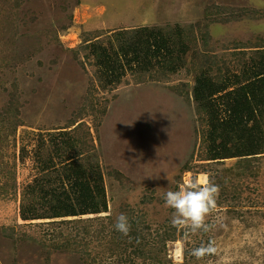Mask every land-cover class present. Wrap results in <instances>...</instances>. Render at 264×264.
<instances>
[{"label": "rangeland", "instance_id": "374dc122", "mask_svg": "<svg viewBox=\"0 0 264 264\" xmlns=\"http://www.w3.org/2000/svg\"><path fill=\"white\" fill-rule=\"evenodd\" d=\"M15 3L16 0H0V42L5 43L2 46L9 50L10 57L23 59L17 72L10 70L0 80V104L8 101L15 86L19 96L24 92L18 127L8 138L1 134L5 139L4 146L0 144V264H9V237L19 242L23 252L33 241H72L80 235L83 246L75 255L76 264H94L96 258L106 264H263L264 147H259L258 155L211 158L212 138H208V132L212 115L204 111L191 88L204 75L211 82L225 83L223 72L227 68L232 69V75L250 60L264 57V0H79L71 10L74 22L70 27L62 24L68 23L63 11L51 8L44 9L39 22L30 20L25 26L10 13L11 7L17 13ZM182 35H188L183 42L186 45L177 48ZM59 38L68 51L77 54L84 67L78 74L71 72L75 55L66 52L70 63L65 60L58 67L61 74L53 70L60 86L51 96L43 91L39 98L36 90L44 87L43 76L53 74L49 64L42 66V60ZM208 38L212 39L210 52L203 45ZM116 61L120 70L114 72ZM207 86L217 92L221 103L230 100L234 92L230 86ZM160 93L169 99L166 104L170 107L161 108L159 121L150 118L155 133L167 132L172 137L171 129L188 125L184 138L173 137L193 139L187 145L189 150L167 152L177 158L176 166L169 170L173 173L143 176L132 183L135 189L128 191L116 178L118 174L126 177L131 168L130 155L122 151L126 134L118 121L127 101ZM79 108L81 113L75 123L68 125L72 116L68 117L69 110ZM63 134L80 141L81 157L92 161L93 157L103 158L95 162L100 166L95 180L99 188L105 186L107 206L82 217L24 220L23 203L37 200L40 211H47L44 189L48 188L41 186L48 173L43 168L50 155H55ZM144 134L137 132V138ZM217 143L221 144L220 139ZM40 151L43 162L36 158ZM152 151L150 142L151 158ZM23 154L27 156L24 161ZM135 159L145 172L144 159L137 154ZM55 160L57 168H62V161ZM209 179L221 188L217 210L208 217L210 230L191 234L184 227L173 226V210L165 206V193ZM29 188L35 193L28 192L29 201L24 202ZM121 213L136 226L131 224L137 239L165 233L175 237L168 243L165 263L150 261L156 252L152 248L147 260L130 261L128 253L108 258L113 240L110 236L98 240L96 235L101 227L103 234L112 231ZM84 226L90 235L82 234ZM119 237L127 242L126 235ZM209 242L216 253L197 260L192 250ZM36 248L33 244L31 250ZM62 261L67 262L63 256L55 257L56 264Z\"/></svg>", "mask_w": 264, "mask_h": 264}, {"label": "trees", "instance_id": "16d2710c", "mask_svg": "<svg viewBox=\"0 0 264 264\" xmlns=\"http://www.w3.org/2000/svg\"><path fill=\"white\" fill-rule=\"evenodd\" d=\"M16 0L14 7L17 13H15L13 7L10 9V13L16 17L25 26H28L30 20L34 24L39 22L40 15L44 13V9L51 8L52 10H61L63 14L67 17L68 23H62L65 27H70L73 25L74 18L71 10L75 5L79 3V0ZM41 7V8H40ZM71 7V8H70ZM46 17V16H45ZM49 18V17H46ZM57 28H55L56 30ZM191 29V28H190ZM5 32L1 33L3 36ZM188 35H182L178 37L177 48L181 45H186ZM212 39L204 41L203 45L205 51L210 52ZM5 44L0 42V80L10 72H17L19 66H21V60L19 56L10 57V52L8 49L3 47ZM46 52L43 65L51 59V68H58L62 63L67 60L65 53L75 55L74 62L70 63L72 65V71L74 74H78L81 71V67H84L83 63L79 59L76 53L70 52L61 43L60 38L53 48ZM25 61V60H24ZM247 65L243 67L239 72L233 73L227 68L223 72V77L227 81L225 83H214L206 77L205 75L198 79L194 87L191 88V94L194 95L198 102L204 100L203 106L207 107L209 103L213 102V98L218 96L214 91L208 89L207 84L213 87L234 88L229 96L230 100L225 103H221L219 100H215L211 105L220 104L221 107L217 110L210 112L212 115L211 129L208 132V138H212V147H210L209 155L217 158L231 159L236 157H245L247 155H258L260 150L259 147H264V57L262 59L250 60L246 63ZM114 72L119 69V61L113 63ZM53 70H51L53 72ZM59 71V70H58ZM60 72V71H59ZM48 83H44V87L37 88L38 97H42L43 91L46 96L52 95L53 91L60 85L54 80L53 74L43 76ZM60 81H62L60 79ZM40 82L44 81L40 79ZM144 87H149L146 85ZM51 88V91L49 90ZM5 90V89H4ZM158 92V91H157ZM18 86L14 87V91L8 95V101L4 102L3 105L0 104V144L2 146L4 139L8 138L9 133H12L19 124V119L22 115V105L21 101L23 99L24 92L18 94ZM156 94V93H155ZM155 94L147 98L142 97L141 100L131 99L127 101L124 107V115L119 118V127H124V139L122 140V151L126 155H130L131 168L127 176L118 174L116 178L124 189L130 191L134 190L135 186L132 185L138 179L144 178L146 175H153L155 177L168 176L174 171H169L171 166H176L177 158L167 152H173L176 150L178 152L189 150L188 146L191 143L192 137L185 139L174 138L173 136L185 137V132L188 130V125H182L177 128L170 130L171 135L167 132H162L158 135L155 133V127L152 124L150 118H158L160 116V110L162 107L169 108L170 105L166 104L168 98L161 95L155 96ZM190 95V94H189ZM209 97V101L205 100ZM38 101L34 99L33 102ZM59 105L61 103L60 99H57ZM169 103V102H168ZM227 105V106H226ZM56 107V105H54ZM210 107V108H211ZM58 109L61 111L64 109L60 105ZM81 109L69 110L70 113L68 117V125L70 123H75L76 116L79 114ZM104 116L106 112H103ZM79 115L78 117H80ZM153 118V119H154ZM162 119H165L162 116ZM118 125V124H116ZM118 127V130L120 129ZM180 128L182 130H180ZM137 132L141 134L145 133L141 138H137ZM5 133V138L1 137V134ZM210 134V136H209ZM61 143L56 145L55 155L51 154L49 161L44 167V171L48 173V177L44 180L42 189H44V198L47 200V211L42 213L41 203L37 200L23 203L21 214L24 220H39V219H58L65 217H82L93 212L95 209L99 208L98 211H102L106 204V190L105 186L99 188L98 181L95 180L99 174L98 171L100 166L97 164L103 160L101 157H93L95 161L89 160L88 158L81 157L80 141H76L73 137H69L68 134H63ZM220 139L221 144L217 143ZM151 142L153 147L152 158L148 155V144ZM188 145V146H187ZM25 154V153H24ZM22 156V161L26 159L27 156ZM143 158L146 163V171H142L141 166L137 163L135 155ZM263 154V153H260ZM41 151L37 155V161H44L41 158ZM62 161L59 169L55 165L56 160ZM149 161V162H148ZM97 162V163H95ZM108 164L107 161H104ZM54 167V168H53ZM114 167V165H113ZM1 174V170H0ZM164 176V177H165ZM35 193L33 188H29L25 191L24 195L27 194L24 202L29 201L28 192ZM34 204L31 206V204ZM97 211V212H98ZM129 215V212H128ZM133 227H136L131 221ZM82 229L83 235H90V230L88 227L84 226ZM103 227H101L102 230ZM101 230L96 235V239L101 240L106 236H110L111 246L108 258H113L114 254L120 255L123 253L129 254V260L131 259H143L146 258L151 252V248L154 249L155 257L153 262L165 263L167 257V246L169 242L175 241V237L170 234H158L155 237L147 238L141 236L137 239L134 231L129 232L127 237V242L120 239L119 234L113 225L112 231L103 234ZM152 236V235H150ZM157 239V240H156ZM10 242V250L8 253L9 264H56L55 257L58 255L63 256L67 262L62 264H76L75 255L80 247L83 246L81 235L74 240L70 241L63 238L61 241L57 239H51L49 242L33 241L34 245H37L36 250L32 251L33 244H28V246L22 252L19 249V242L14 238H7ZM115 240V241H114ZM29 250V254L27 253ZM37 254V255H36ZM94 264H106L104 261L96 260ZM114 264V263H112ZM264 264V263H263Z\"/></svg>", "mask_w": 264, "mask_h": 264}, {"label": "clouds", "instance_id": "9594fccd", "mask_svg": "<svg viewBox=\"0 0 264 264\" xmlns=\"http://www.w3.org/2000/svg\"><path fill=\"white\" fill-rule=\"evenodd\" d=\"M45 56L43 57V59ZM43 61V60H42ZM51 68V59L47 61ZM53 67V66H52ZM59 70V68H57ZM56 68L57 72H59ZM61 74V71L59 72ZM54 80L57 78L53 72ZM205 100L209 101V97ZM215 100H219V97L215 96L213 102L209 103L205 110L210 112L217 110L221 107L220 104H216L211 107ZM204 100L198 102L203 104ZM211 107V108H210ZM221 188L218 184L214 183L211 179L201 184L198 181H193L187 187H181L177 191L168 190L165 193V206L173 210L171 223L173 226L184 227L191 234H195L199 231L207 232L210 230L211 225L207 222L208 217L217 210L218 199L220 196ZM115 229L123 235H128L131 231V223L128 217L121 213L116 217ZM216 248L212 242L207 245H201L198 248L192 250V255L197 260H201L207 256H211L216 253Z\"/></svg>", "mask_w": 264, "mask_h": 264}]
</instances>
